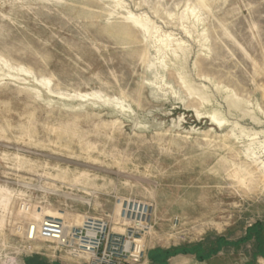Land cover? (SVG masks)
Returning a JSON list of instances; mask_svg holds the SVG:
<instances>
[{"label":"rangeland","instance_id":"rangeland-1","mask_svg":"<svg viewBox=\"0 0 264 264\" xmlns=\"http://www.w3.org/2000/svg\"><path fill=\"white\" fill-rule=\"evenodd\" d=\"M45 213L264 264V0H0V264H88L18 231Z\"/></svg>","mask_w":264,"mask_h":264},{"label":"built area","instance_id":"built-area-1","mask_svg":"<svg viewBox=\"0 0 264 264\" xmlns=\"http://www.w3.org/2000/svg\"><path fill=\"white\" fill-rule=\"evenodd\" d=\"M28 210L30 205H23ZM146 222V214H140L137 225ZM25 227L28 242L48 240L56 243L74 255L84 256L88 264H126L138 262L142 246L140 240L123 239L121 233L112 229L111 221L105 217L88 215L80 225L66 226L60 217H46L40 222L19 223Z\"/></svg>","mask_w":264,"mask_h":264},{"label":"trees","instance_id":"trees-1","mask_svg":"<svg viewBox=\"0 0 264 264\" xmlns=\"http://www.w3.org/2000/svg\"><path fill=\"white\" fill-rule=\"evenodd\" d=\"M253 236L254 239H256L257 244L261 246L264 242V230L260 225H255L252 228H250L248 237L251 238ZM42 263L43 260L40 257L34 256L28 259L27 264H42Z\"/></svg>","mask_w":264,"mask_h":264},{"label":"bare ground","instance_id":"bare-ground-1","mask_svg":"<svg viewBox=\"0 0 264 264\" xmlns=\"http://www.w3.org/2000/svg\"><path fill=\"white\" fill-rule=\"evenodd\" d=\"M30 209H28V211H29ZM27 212V211H26ZM31 213V212H30ZM36 216V215H35ZM40 216L41 217H36L38 220H43V219H45L46 217H54V215H52V214H50V213H45V214H40ZM63 217H66L67 215L66 214H63L62 215ZM58 217V216H57ZM40 221H37V220H35V221H33V222H40ZM74 221H75V219H74ZM76 222V224L78 225V224H80V222H78V221H75ZM19 224V223H18ZM17 229H18V231L19 232H21L23 235H25V227L21 224V225H18L17 226Z\"/></svg>","mask_w":264,"mask_h":264},{"label":"crops","instance_id":"crops-1","mask_svg":"<svg viewBox=\"0 0 264 264\" xmlns=\"http://www.w3.org/2000/svg\"><path fill=\"white\" fill-rule=\"evenodd\" d=\"M40 221V220H39Z\"/></svg>","mask_w":264,"mask_h":264}]
</instances>
